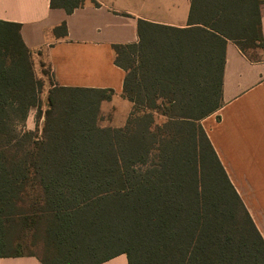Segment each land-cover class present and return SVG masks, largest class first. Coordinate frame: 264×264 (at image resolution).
Here are the masks:
<instances>
[{
  "label": "trees",
  "instance_id": "trees-1",
  "mask_svg": "<svg viewBox=\"0 0 264 264\" xmlns=\"http://www.w3.org/2000/svg\"><path fill=\"white\" fill-rule=\"evenodd\" d=\"M85 1L50 6L71 14ZM260 3L192 0L188 28L140 20L139 43L114 46L133 104L125 125H99L113 90L52 86L34 143L16 130L40 108L32 53L21 25L0 20V257L30 232L54 251L42 264L121 254L128 264H264V240L200 123L221 106L227 39L246 56L264 49Z\"/></svg>",
  "mask_w": 264,
  "mask_h": 264
},
{
  "label": "crops",
  "instance_id": "crops-1",
  "mask_svg": "<svg viewBox=\"0 0 264 264\" xmlns=\"http://www.w3.org/2000/svg\"><path fill=\"white\" fill-rule=\"evenodd\" d=\"M50 1L0 0V20L21 25L32 61L51 69L50 89L113 90L112 99L100 105L99 125L123 127L133 104L123 97L126 73L115 63L114 46L138 44L140 20L192 27V0H86L71 14L51 8ZM260 2L264 43V0ZM252 51L257 57L246 56L227 39L221 106L200 123L264 240V49ZM43 259L18 253L0 257V264H42ZM100 264H128V259L121 254Z\"/></svg>",
  "mask_w": 264,
  "mask_h": 264
},
{
  "label": "rangeland",
  "instance_id": "rangeland-1",
  "mask_svg": "<svg viewBox=\"0 0 264 264\" xmlns=\"http://www.w3.org/2000/svg\"><path fill=\"white\" fill-rule=\"evenodd\" d=\"M248 54L252 57H257L256 52L250 49H248ZM33 74L35 80L38 82V86H36V95L38 100L40 101V108L32 107L28 112L24 124L18 125L16 130L24 132L32 131L35 137L31 140V142L34 143L35 141H41L40 138L42 136V130L44 125V113L49 109L48 96L50 91V85L53 84V75L51 69L47 65L43 63H35L34 60ZM165 121L166 119L163 117H160L158 119L159 124H163V122ZM31 152H36L35 146L31 148ZM24 235H19L13 245L8 246L5 250H2V253H36L41 258H47L48 256L54 255L53 249L47 247L45 238L42 233L33 235L30 232H24Z\"/></svg>",
  "mask_w": 264,
  "mask_h": 264
}]
</instances>
